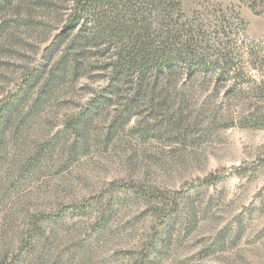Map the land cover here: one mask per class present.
Returning a JSON list of instances; mask_svg holds the SVG:
<instances>
[{"label":"rangeland","instance_id":"374dc122","mask_svg":"<svg viewBox=\"0 0 264 264\" xmlns=\"http://www.w3.org/2000/svg\"><path fill=\"white\" fill-rule=\"evenodd\" d=\"M180 1L240 76L128 119L106 78L47 81L57 23L0 8V264H264V126L236 122L264 115V0Z\"/></svg>","mask_w":264,"mask_h":264},{"label":"trees","instance_id":"16d2710c","mask_svg":"<svg viewBox=\"0 0 264 264\" xmlns=\"http://www.w3.org/2000/svg\"><path fill=\"white\" fill-rule=\"evenodd\" d=\"M5 4L17 16L21 7L28 8L25 17L29 24L34 22L32 11L57 23L58 34L45 50L47 61L56 57L49 68L50 84L86 74L106 78L100 102L108 104L125 89L124 119L130 117L136 102L154 107L177 98L178 76L191 80L210 74L221 81L232 73L234 82L240 76L227 48L211 49L197 18L199 12L187 17L180 0H0V8ZM216 20V34L225 33L226 16L221 13ZM263 85L264 81L256 90ZM181 101L176 102L179 117ZM90 105L81 114L83 125L97 110ZM257 113L252 110L236 122L260 129L264 115L258 118Z\"/></svg>","mask_w":264,"mask_h":264}]
</instances>
